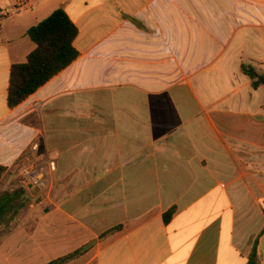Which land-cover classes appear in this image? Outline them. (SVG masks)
Returning a JSON list of instances; mask_svg holds the SVG:
<instances>
[{"label":"crops","instance_id":"obj_1","mask_svg":"<svg viewBox=\"0 0 264 264\" xmlns=\"http://www.w3.org/2000/svg\"><path fill=\"white\" fill-rule=\"evenodd\" d=\"M18 3L0 17V184L12 187L38 142L66 196L37 205L33 229L1 243L0 264H46L91 243L68 264H248L254 247L264 264V86L241 71H264V0L0 9ZM57 9L78 27L80 57L10 108L11 67L36 47L26 32ZM203 81L224 89L204 99Z\"/></svg>","mask_w":264,"mask_h":264},{"label":"trees","instance_id":"obj_2","mask_svg":"<svg viewBox=\"0 0 264 264\" xmlns=\"http://www.w3.org/2000/svg\"><path fill=\"white\" fill-rule=\"evenodd\" d=\"M78 34V27L63 9L55 10L49 17L26 32V36L36 47L25 63H17L11 67L8 88L10 108L18 107L80 57V52L74 45ZM241 71L251 80L254 90L264 86V71L246 64L241 66ZM40 148L43 151V145ZM6 173L7 169L0 165V182ZM30 204L31 197L24 186L0 191V244L17 229L20 215L29 208ZM175 213L176 208L168 210L163 216L164 222L168 224ZM117 228L109 230L101 238ZM92 245L93 243L88 244L49 264H66L85 254ZM257 263V250L254 247L248 264Z\"/></svg>","mask_w":264,"mask_h":264},{"label":"rangeland","instance_id":"obj_3","mask_svg":"<svg viewBox=\"0 0 264 264\" xmlns=\"http://www.w3.org/2000/svg\"><path fill=\"white\" fill-rule=\"evenodd\" d=\"M193 84H195V81ZM221 85H223V84L220 81L219 82L203 81V82H200L198 84V86H195V88H196L197 92L200 93V95L204 94L203 98L206 99L205 95H212L218 91L219 92L222 91L224 88ZM180 88L185 89L186 87H180ZM183 92H184V90H181V95L183 97H180L179 100H181L183 103H186V100L188 101V103H189V101H190V103H192L193 102L192 95H190L189 93H187V94H189L188 96H187V94L183 95ZM186 96H187V99H186ZM56 173L57 172L51 173L50 179H49L50 183L46 188L26 187V189L28 190V193L31 197V204H30L29 208H27L25 211H23L22 214L20 215L19 226L17 227L16 230H18L20 226L26 232H29L31 229H33L34 224H35V219L38 215H40V214H38L39 211H36V207L38 204H40V203H42L44 205H46L47 203L50 204L51 201H53L57 198H63L66 196V189H65L66 188V179L63 178V179L57 180V178L55 176ZM13 175H15V177ZM12 176H13L12 187L23 186L18 180V177H17L18 172L17 171L14 174H12ZM4 187H5V183H1L0 184V191L3 190ZM69 254H67V255H69ZM67 255H64V256H67ZM64 256L53 258V259L49 260L46 264H49L52 261H55V260H57L61 257H64ZM71 261H73V260H71ZM71 261H68V263H70ZM68 263H66V264H68Z\"/></svg>","mask_w":264,"mask_h":264},{"label":"built area","instance_id":"obj_4","mask_svg":"<svg viewBox=\"0 0 264 264\" xmlns=\"http://www.w3.org/2000/svg\"><path fill=\"white\" fill-rule=\"evenodd\" d=\"M22 3H18L10 8L0 9V17L7 18L18 14L22 8ZM33 157L28 161L27 165L22 166L18 171V180L25 187L46 188L50 181V175L55 169L54 165H50L40 152V144L35 142L32 146Z\"/></svg>","mask_w":264,"mask_h":264}]
</instances>
